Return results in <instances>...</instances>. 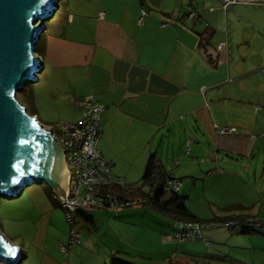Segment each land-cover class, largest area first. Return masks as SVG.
I'll return each instance as SVG.
<instances>
[{"label":"crops","instance_id":"1","mask_svg":"<svg viewBox=\"0 0 264 264\" xmlns=\"http://www.w3.org/2000/svg\"><path fill=\"white\" fill-rule=\"evenodd\" d=\"M188 4L199 8L201 21L187 18ZM142 9L148 15L140 25ZM228 38L229 54L218 52ZM40 43L44 67L30 88L28 113L43 125L77 123L80 101L93 96L105 106L98 148L131 183L124 195L143 207L78 210L81 242L67 256L60 245L69 239V223L48 212L61 206L32 186L29 211L40 214L18 217L30 230L28 239L19 236L22 243L11 241L22 251L18 264H264V230L213 221L202 225L210 245L178 242L168 238L178 222L142 193L154 154L166 174L180 179V193L201 219L264 223V7L61 0ZM224 127L237 131L217 132Z\"/></svg>","mask_w":264,"mask_h":264},{"label":"water","instance_id":"2","mask_svg":"<svg viewBox=\"0 0 264 264\" xmlns=\"http://www.w3.org/2000/svg\"><path fill=\"white\" fill-rule=\"evenodd\" d=\"M61 0H0V198L18 197L29 184L60 190L50 175L53 159L63 151L37 117L17 98L26 81L36 82L44 64L36 46ZM22 251L0 233V262L18 264Z\"/></svg>","mask_w":264,"mask_h":264},{"label":"built area","instance_id":"3","mask_svg":"<svg viewBox=\"0 0 264 264\" xmlns=\"http://www.w3.org/2000/svg\"><path fill=\"white\" fill-rule=\"evenodd\" d=\"M223 9L228 10L234 5H250L264 7V0H218ZM148 12L142 9L139 24L142 25ZM186 15L190 20L201 21L202 16L199 8L195 5L186 6ZM230 39L218 45V52H230ZM218 64L222 63L219 59ZM264 71V68H262ZM83 107L82 119L77 122L65 120L49 126L55 139L60 145L67 168L70 174L69 188L64 196L55 192L54 199L64 209L66 219L70 226V235L67 243L61 244V250L69 256L75 245L81 242V233L74 228L75 216L78 210L85 208H98L119 210L141 204V199L127 197L124 193L132 192L133 187L123 176L117 175L113 171L112 163L107 160L98 148L99 141L103 133L102 115L105 106L100 104L93 96H88L80 101ZM235 127L217 128L221 134L236 132ZM181 181L178 179H168L165 185L167 191H179ZM114 187L116 191L106 189ZM229 228H243L248 226L241 221H232L226 224ZM261 224H252L250 231L262 230ZM180 242L194 241L202 239L207 245L210 240L206 239L202 233V226L198 223H182L178 229L168 237Z\"/></svg>","mask_w":264,"mask_h":264},{"label":"trees","instance_id":"4","mask_svg":"<svg viewBox=\"0 0 264 264\" xmlns=\"http://www.w3.org/2000/svg\"><path fill=\"white\" fill-rule=\"evenodd\" d=\"M168 179L175 180L177 178L166 174L163 170V167L160 161L157 159V157L154 154H152L149 158V162H148L145 174H144L142 193L146 197L148 201L147 203L153 209L158 210L165 217L172 220L173 222H178L177 226H179L182 223H198L202 226V225H206L209 223H213V221H216L217 223H220V224H224L226 226L228 222L241 221L248 225V226H244L243 228L241 227V229L244 231L253 232V231H250L252 228V224H261L263 226L262 230H257L256 232H262L264 230V223L256 219L254 220H236V219L227 220L226 219L227 221L224 218L210 219L211 221L201 219L197 214H195L190 209L189 204H188L187 195L181 194L180 190L179 191H167L165 189V185ZM202 233H203V230H202ZM185 242H193V241H185ZM211 243L212 242H210V244ZM113 264H121V263L118 260L114 259Z\"/></svg>","mask_w":264,"mask_h":264},{"label":"rangeland","instance_id":"5","mask_svg":"<svg viewBox=\"0 0 264 264\" xmlns=\"http://www.w3.org/2000/svg\"><path fill=\"white\" fill-rule=\"evenodd\" d=\"M50 22H51V18L46 21L47 24H49ZM40 45H41V43L39 42L36 46V52H35L36 56L39 53ZM41 73L42 72L39 71L38 75H36V76H38L40 78ZM33 83L34 82L26 81L24 87L20 91H18V93H17V98L26 107L28 105H30L29 93H30V88L33 85ZM55 123L56 122L50 123L48 125H44V127L45 128H48L49 126L52 127L55 125ZM69 183H70V177H69L68 185H69ZM32 186L40 188L44 191H48L47 193H49L52 198L54 197L53 188L51 186L47 185L46 183H42V184H29L25 188V192L21 196L19 195V197H13L12 198V197H8V196H2L0 198V233L14 246H15V244L13 242H18L17 240L19 239V236H25V238L28 239L27 234L30 232V230L27 227L22 226V228H21L18 217L26 216V217H28V219H31L32 217H35L34 216L35 213H36V216L38 214H40V211L36 207H34V208H36V212L29 211L30 209H32V207L29 204L34 205V203H33L34 198L32 197L31 193L28 191V189H30ZM68 188H69V186H68ZM200 190L201 189L198 188V194L202 192ZM67 191H68V189H67ZM35 199H37V198H35ZM136 207H143V205L139 204ZM48 212H51L54 215L56 220L59 219V216H62L66 222V213H65L63 208L57 207V206H56V208L52 207L49 209ZM149 224H150V226H152L150 221H149ZM66 225L68 226V222H66ZM222 229H224V228H222ZM224 230H227V228ZM254 233H256V232H254ZM11 241H13V242H11ZM20 242L22 243V240H20ZM0 264H8V263L0 262Z\"/></svg>","mask_w":264,"mask_h":264},{"label":"bare ground","instance_id":"6","mask_svg":"<svg viewBox=\"0 0 264 264\" xmlns=\"http://www.w3.org/2000/svg\"><path fill=\"white\" fill-rule=\"evenodd\" d=\"M64 155V154H63ZM62 154L59 151L56 157L53 159L50 169V175L54 182H60L61 188L65 191L68 189L69 171L66 164H62ZM59 193L60 190H58Z\"/></svg>","mask_w":264,"mask_h":264},{"label":"clouds","instance_id":"7","mask_svg":"<svg viewBox=\"0 0 264 264\" xmlns=\"http://www.w3.org/2000/svg\"><path fill=\"white\" fill-rule=\"evenodd\" d=\"M42 62V61H41ZM35 75H38V73L37 74H35ZM46 129H49V128H46ZM54 136V135H53ZM66 163V162H65ZM67 166V165H66Z\"/></svg>","mask_w":264,"mask_h":264}]
</instances>
